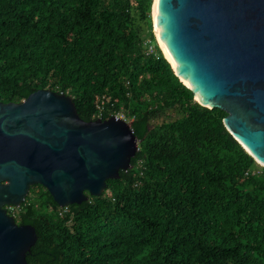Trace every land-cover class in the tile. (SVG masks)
<instances>
[{
	"label": "trees",
	"instance_id": "1",
	"mask_svg": "<svg viewBox=\"0 0 264 264\" xmlns=\"http://www.w3.org/2000/svg\"><path fill=\"white\" fill-rule=\"evenodd\" d=\"M153 4L0 0V101L49 89L85 121L123 112L140 141L100 197L63 209L36 185L9 207L38 233L28 264H264V167L176 75Z\"/></svg>",
	"mask_w": 264,
	"mask_h": 264
},
{
	"label": "water",
	"instance_id": "2",
	"mask_svg": "<svg viewBox=\"0 0 264 264\" xmlns=\"http://www.w3.org/2000/svg\"><path fill=\"white\" fill-rule=\"evenodd\" d=\"M155 4L176 75L199 104L227 113L226 129L264 167V0ZM139 146L129 123L85 121L63 93L39 90L19 103L0 101V264H28L38 241L34 226L9 214L32 187L46 188L60 208L81 205L131 169Z\"/></svg>",
	"mask_w": 264,
	"mask_h": 264
},
{
	"label": "bare ground",
	"instance_id": "3",
	"mask_svg": "<svg viewBox=\"0 0 264 264\" xmlns=\"http://www.w3.org/2000/svg\"><path fill=\"white\" fill-rule=\"evenodd\" d=\"M153 15H154V21H155V31H156V34H157V37H158V40H159V42H160V47L162 48V50H163V52H164V54H165V57L167 58V59H169L170 60V56H169V53L167 52V50H166V47H165V45H164V43H163V41H162V39H161V37H160V32H159V25H158V18H157V7H156V4H155V6H153Z\"/></svg>",
	"mask_w": 264,
	"mask_h": 264
},
{
	"label": "built area",
	"instance_id": "4",
	"mask_svg": "<svg viewBox=\"0 0 264 264\" xmlns=\"http://www.w3.org/2000/svg\"><path fill=\"white\" fill-rule=\"evenodd\" d=\"M99 109L101 110V113H99V116H102V108L101 106L99 105ZM116 117L118 118H121L123 119L124 121L128 122V123H131L133 119L129 118L126 114H124L123 112L122 113H118L116 115Z\"/></svg>",
	"mask_w": 264,
	"mask_h": 264
},
{
	"label": "rangeland",
	"instance_id": "5",
	"mask_svg": "<svg viewBox=\"0 0 264 264\" xmlns=\"http://www.w3.org/2000/svg\"><path fill=\"white\" fill-rule=\"evenodd\" d=\"M153 6H154V4H153ZM153 17H154V15H153V7H152V19H153ZM153 28H154V23H153ZM154 29H155V28H154ZM153 33H154V36H155V39H156V43L158 44L159 48L161 49L162 53L164 54L162 48L160 47L161 45H160V42H159V40H158V37H157L156 31L154 30ZM154 44H155V43H153L152 46H153ZM154 46H155V45H154ZM151 49L153 50L154 47H152ZM155 50H156V48H155ZM164 55H165V54H164ZM29 195H30V194H29ZM29 195H28V196H29Z\"/></svg>",
	"mask_w": 264,
	"mask_h": 264
},
{
	"label": "clouds",
	"instance_id": "6",
	"mask_svg": "<svg viewBox=\"0 0 264 264\" xmlns=\"http://www.w3.org/2000/svg\"><path fill=\"white\" fill-rule=\"evenodd\" d=\"M99 113H101V110H100V112ZM98 116V119H102V116H99V114L97 115ZM112 117H116V115H114V116H112ZM118 118V117H117ZM119 119H121V118H119ZM123 120V119H122ZM128 123V122H127ZM130 124V123H129ZM131 125V124H130Z\"/></svg>",
	"mask_w": 264,
	"mask_h": 264
}]
</instances>
